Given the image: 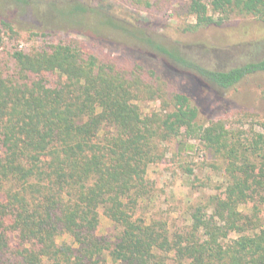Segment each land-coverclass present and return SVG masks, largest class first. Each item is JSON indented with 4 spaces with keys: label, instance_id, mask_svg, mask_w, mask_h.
Segmentation results:
<instances>
[{
    "label": "trees",
    "instance_id": "1",
    "mask_svg": "<svg viewBox=\"0 0 264 264\" xmlns=\"http://www.w3.org/2000/svg\"><path fill=\"white\" fill-rule=\"evenodd\" d=\"M122 1L135 12L176 2ZM51 10L65 25L84 26L91 41L112 29L223 88L264 71V60L228 72L200 69L149 38V21L112 14L97 0L51 2ZM175 12L193 17L192 29L220 27L264 21V0H187ZM0 26L17 34L5 20ZM92 44L68 38L14 49L0 64V264H264V134L231 131L221 119L200 123L188 94L142 63L103 59ZM145 101L160 109L144 114ZM257 125L264 131V121ZM185 140L220 162L225 182L173 232L138 207L150 199L149 167L165 159L166 144ZM102 215L117 232L100 233Z\"/></svg>",
    "mask_w": 264,
    "mask_h": 264
},
{
    "label": "rangeland",
    "instance_id": "2",
    "mask_svg": "<svg viewBox=\"0 0 264 264\" xmlns=\"http://www.w3.org/2000/svg\"><path fill=\"white\" fill-rule=\"evenodd\" d=\"M66 1L0 0V19L9 22L17 32L12 34L0 26L1 66L10 62L9 55L14 49L31 52L68 38L84 40L93 43L94 51L103 59L126 67L139 62L155 70L171 89L189 95L192 104L199 109L200 123L221 119L231 131L243 135L264 134L257 125L258 121H264V71L250 73L233 87L223 88L197 68L159 56L140 41L121 36L112 29L99 35L98 42L91 41L81 34L86 30L84 26L70 27L61 22L54 11L47 13L51 2ZM186 1L168 2L160 10L135 12L122 0H97L104 6L111 5V13L117 16L127 19L134 15L149 21L153 24L148 31L149 38L179 50L200 69L228 72L264 60V21L236 18L220 27L210 25L192 29L194 18L175 12L179 4ZM141 106L147 115L160 109L157 101H145ZM165 148V159L149 167L147 180L151 195L148 201L139 203L138 211L147 219L166 222L174 232L190 224L187 213L190 207L208 206L211 197L222 192L218 188L225 182V174L220 162L215 161L198 141L185 140L183 144L173 141ZM185 168H191L193 174L186 173ZM262 209L260 218L264 228V207ZM101 227L100 233L117 232L103 215Z\"/></svg>",
    "mask_w": 264,
    "mask_h": 264
}]
</instances>
